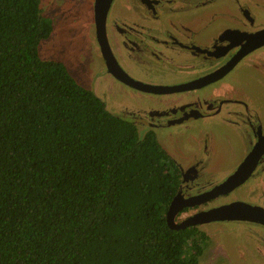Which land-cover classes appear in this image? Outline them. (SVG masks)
I'll use <instances>...</instances> for the list:
<instances>
[{"label": "trees", "instance_id": "1", "mask_svg": "<svg viewBox=\"0 0 264 264\" xmlns=\"http://www.w3.org/2000/svg\"><path fill=\"white\" fill-rule=\"evenodd\" d=\"M39 1L0 0V264H197L202 233L164 220L176 166L39 57Z\"/></svg>", "mask_w": 264, "mask_h": 264}, {"label": "flooded vegetation", "instance_id": "2", "mask_svg": "<svg viewBox=\"0 0 264 264\" xmlns=\"http://www.w3.org/2000/svg\"><path fill=\"white\" fill-rule=\"evenodd\" d=\"M70 1L93 51L83 84L160 139L173 192L193 198L176 222L227 206L226 218L186 226L202 233L199 256L264 264V0Z\"/></svg>", "mask_w": 264, "mask_h": 264}, {"label": "rangeland", "instance_id": "3", "mask_svg": "<svg viewBox=\"0 0 264 264\" xmlns=\"http://www.w3.org/2000/svg\"><path fill=\"white\" fill-rule=\"evenodd\" d=\"M46 2V0H41L42 6L46 5V7H41V13L50 19L52 29L47 38L39 41L37 53L41 59L54 60L55 58L62 62L75 82L85 86V83L83 84L85 77L82 73L85 67L84 61L87 63L93 52L84 35V30H82L83 19L87 18L82 16L83 19L77 20L74 8L69 7L70 0H55L52 5L46 4ZM128 103L133 106L132 109L139 111H144L147 108L143 102L129 101ZM114 107L118 113L119 109ZM157 139L160 141L159 138ZM220 258L213 259L212 264H231L226 259ZM207 262L204 255L199 256V264H207Z\"/></svg>", "mask_w": 264, "mask_h": 264}, {"label": "water", "instance_id": "4", "mask_svg": "<svg viewBox=\"0 0 264 264\" xmlns=\"http://www.w3.org/2000/svg\"><path fill=\"white\" fill-rule=\"evenodd\" d=\"M108 1V0H107ZM103 7L105 8V5L103 6L99 1L95 2L94 10H95V23L97 28L100 30L99 33L103 32V21H104V10ZM93 95L96 96L100 102L104 103L103 109L108 112L109 114L115 115V116H120L121 114L116 113V109L113 107L114 105L110 104L109 102L105 101L103 96L99 94L95 89L93 90ZM157 143L159 146L164 149V146L162 143L156 139ZM167 153V152H166ZM181 196L178 195V192H175L174 195L170 198L165 213H164V220L166 223V226L170 229H180L192 224L196 223H202L208 220L212 219H223L227 217V206L222 205L217 208H211L205 211H201L199 213H195L191 217L185 219L184 221L181 222H176L174 216L176 212L184 205H192L193 204V198L186 199V200H181Z\"/></svg>", "mask_w": 264, "mask_h": 264}]
</instances>
